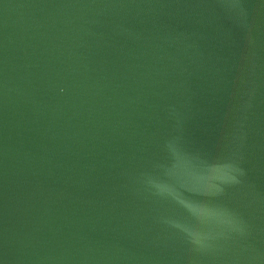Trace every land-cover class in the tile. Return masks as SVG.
Here are the masks:
<instances>
[{"label":"water","instance_id":"water-1","mask_svg":"<svg viewBox=\"0 0 264 264\" xmlns=\"http://www.w3.org/2000/svg\"><path fill=\"white\" fill-rule=\"evenodd\" d=\"M0 264H264V0H0Z\"/></svg>","mask_w":264,"mask_h":264}]
</instances>
